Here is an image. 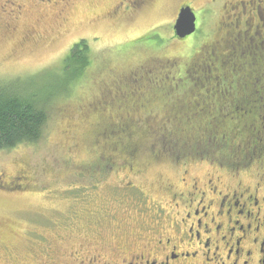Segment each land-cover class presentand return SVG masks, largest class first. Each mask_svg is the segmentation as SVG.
Listing matches in <instances>:
<instances>
[{
  "label": "flooded vegetation",
  "instance_id": "af4514ba",
  "mask_svg": "<svg viewBox=\"0 0 264 264\" xmlns=\"http://www.w3.org/2000/svg\"><path fill=\"white\" fill-rule=\"evenodd\" d=\"M193 1H188L189 6H178L171 23L150 27L175 25L180 10L188 7L195 25L218 21L212 28V41L242 43L244 49L229 54L225 70L221 65L209 67L208 72L214 71L212 80L202 74L203 83L200 80L194 86L178 73L170 77L175 81L171 86L169 76L163 73V87L152 94L164 96L173 88L196 99L189 103L175 101V109L167 108L164 121L149 113L134 116L133 111L139 109L137 101H119L122 97L114 93L116 107L102 116L121 119L109 126L125 130L131 124H141L145 133L126 142L131 151L111 159L100 157V163L90 166L91 173L75 176L68 183L67 188L75 191L70 207L77 204L75 219H83L80 232H87L57 259L52 248H41L47 261L39 264H264V82L251 77L252 63L244 60L248 56L254 65L263 63L264 0H204L200 7ZM102 2L106 8L94 20L113 24V30H127L128 23L135 22L148 4V0H0V35L17 36L20 25L28 21L29 26L19 32L23 47L45 35L41 24L65 21L73 6ZM173 37L177 38L174 31ZM136 39L139 42L145 38ZM203 90L215 92L207 97ZM122 105L128 111L126 116L117 112ZM186 105L193 109L190 118ZM206 106L213 107L208 115ZM223 110L227 114L221 116L236 118L238 124L218 126L215 120ZM235 114L248 119L242 124ZM190 119L195 126H186ZM150 144L154 150L159 146L158 154L170 156L161 165L176 168L166 178L161 177L157 196L131 177L141 173L133 170L139 166L137 161L146 160L144 164L150 167L160 159L154 150L147 151L148 156L138 154L139 147ZM117 160L128 163V169L118 167ZM122 172L128 175L110 183L111 175ZM126 179L129 181L124 182ZM101 189L103 193H97Z\"/></svg>",
  "mask_w": 264,
  "mask_h": 264
},
{
  "label": "rangeland",
  "instance_id": "374dc122",
  "mask_svg": "<svg viewBox=\"0 0 264 264\" xmlns=\"http://www.w3.org/2000/svg\"><path fill=\"white\" fill-rule=\"evenodd\" d=\"M188 1L148 0L136 21L128 23L127 30H113L110 29L113 24L104 25L94 20L106 8L105 2H102L93 6H73L64 17L65 21L51 20L45 25L41 24L40 30L45 35L23 47L19 44V32L29 26L28 21L20 25L17 36L5 38L0 35V82L27 90L43 101L38 104V108L44 105L46 112V123L37 142L0 150V264L43 263L47 261L42 254L45 248H52L57 259L63 251L79 243L82 233L87 232L84 229L80 232L83 219H75L77 204L70 207V202L74 201L70 196L75 191L67 188L68 183L73 182L75 176L91 173L90 168L93 170V167L90 166L96 165V161L100 163V157L111 159L131 151L132 147L126 142L139 139L145 133L141 124L140 127L131 124L125 130L109 126V123L121 119L109 118L111 115L106 118L102 116L103 113L109 114L112 110L110 107H116L114 93L118 92L122 97L119 101H129V104L137 101L139 109L133 111L134 116L142 117V114L149 113L164 121L168 114L165 113L167 108L174 110L176 102L189 103L195 98L192 99V96L190 99L192 94L176 89L178 93H174L173 88H169V93L164 96L152 94L163 87V73L169 76L171 86L175 83L171 78L177 73L194 86L200 80L203 83L202 74L212 80L214 71L208 72L209 67L213 69V65H221L225 70L229 54L244 49L242 43L230 45L227 41H212V28L218 21L196 23V31L183 40L173 37V25L150 27L151 24L171 23L176 8L189 6ZM193 3L200 7L204 0H195ZM139 37L145 39L136 42ZM80 42L88 45L91 65L78 83L70 81L75 73L67 77L62 74L63 60L73 45ZM244 60L252 63L251 77L264 82V58L262 64L255 65L248 56ZM242 78L251 79L250 76ZM214 92L203 90L207 97ZM125 93L133 98L127 97ZM99 102H102L101 106ZM260 104L257 103L258 106ZM119 109L117 112L126 116V106L122 105ZM212 109L206 106L205 114L208 115ZM189 111L193 112L190 106L187 107L188 118L191 117ZM220 114L227 113L223 110ZM222 117L217 116L215 120L218 126L230 128L238 124L236 118ZM235 117L242 124L243 120L248 119L239 118L238 114ZM187 123V127L195 126L191 119ZM155 138L160 143V138ZM107 143L113 146L109 148ZM158 149L159 146L154 150L150 144L139 147L138 154L148 156L151 150L158 154ZM157 157L160 159L154 160L150 167L144 164L147 163L144 160L146 157L142 159L144 161H137L139 166H134L133 170H140L141 173L131 176L135 183L153 196H157L156 189L162 184L161 177L166 178L176 169L161 165L166 164V159L170 157L168 154H158ZM117 162L118 167L128 169V163ZM120 173L118 176L111 175L110 183L114 178L121 179L128 175ZM103 190L97 193H103ZM72 221L76 224L70 227Z\"/></svg>",
  "mask_w": 264,
  "mask_h": 264
},
{
  "label": "trees",
  "instance_id": "16d2710c",
  "mask_svg": "<svg viewBox=\"0 0 264 264\" xmlns=\"http://www.w3.org/2000/svg\"><path fill=\"white\" fill-rule=\"evenodd\" d=\"M63 64L62 75L67 77L75 73L70 81L80 83L91 65L88 45L85 42L74 44ZM59 77L62 76H56ZM41 102L25 89L19 90L11 83L0 82V150L32 144L41 138L46 123L44 105L38 108ZM99 117L103 119L101 115Z\"/></svg>",
  "mask_w": 264,
  "mask_h": 264
},
{
  "label": "water",
  "instance_id": "95a60500",
  "mask_svg": "<svg viewBox=\"0 0 264 264\" xmlns=\"http://www.w3.org/2000/svg\"><path fill=\"white\" fill-rule=\"evenodd\" d=\"M175 25H173L174 36L179 40L192 35L196 29L194 23V14L191 13L188 7L182 8L178 14Z\"/></svg>",
  "mask_w": 264,
  "mask_h": 264
}]
</instances>
